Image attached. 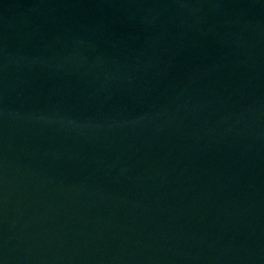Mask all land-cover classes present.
Returning a JSON list of instances; mask_svg holds the SVG:
<instances>
[{"label":"water","instance_id":"1","mask_svg":"<svg viewBox=\"0 0 264 264\" xmlns=\"http://www.w3.org/2000/svg\"><path fill=\"white\" fill-rule=\"evenodd\" d=\"M0 264H264V0H0Z\"/></svg>","mask_w":264,"mask_h":264}]
</instances>
